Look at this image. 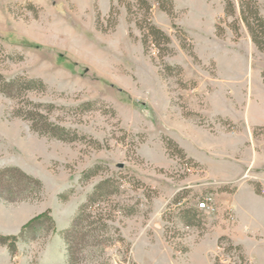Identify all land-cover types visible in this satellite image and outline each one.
Wrapping results in <instances>:
<instances>
[{
	"label": "rangeland",
	"instance_id": "1",
	"mask_svg": "<svg viewBox=\"0 0 264 264\" xmlns=\"http://www.w3.org/2000/svg\"><path fill=\"white\" fill-rule=\"evenodd\" d=\"M247 3L264 18V0H0V170L19 172L0 174V264H69L64 230L105 179L115 193L95 207L112 218L80 264H264V50ZM43 213L55 229L22 238Z\"/></svg>",
	"mask_w": 264,
	"mask_h": 264
},
{
	"label": "trees",
	"instance_id": "2",
	"mask_svg": "<svg viewBox=\"0 0 264 264\" xmlns=\"http://www.w3.org/2000/svg\"><path fill=\"white\" fill-rule=\"evenodd\" d=\"M247 9L243 10V14L247 21V25L251 31V35L253 41L257 44V46L264 50V18L260 16L259 10L257 7L252 5L251 3H247ZM150 34L157 39V41L168 36L163 33L160 29L150 26ZM14 81V80H13ZM12 81V82H13ZM15 82V81H14ZM35 80H29L28 83H5L7 86H16V88H22L23 86H27L28 88H32L36 86ZM3 91L5 89H2ZM42 122V121H38ZM42 128L40 127L41 133H44L43 128H50L52 133L51 135H55L58 138L66 139L67 129L63 126H59L48 122L47 120L44 123H41ZM36 129V128H35ZM18 168H8L4 170H0V174H3L7 171H17ZM18 172V171H17ZM19 173V172H18ZM23 178L28 181H35L30 175L22 173ZM0 179V197H3L2 194V186ZM115 186L109 179H105L99 182L93 191L89 193L86 201L80 206L77 215L73 218L71 225L64 230L63 237L67 245L68 250V263L69 264H80L82 260V252H89L92 254L93 252H97L99 246L105 241L103 232L108 231V223L107 220L112 218V213H104L103 209L96 208L95 204L100 203L102 201L108 200L109 196L115 193ZM95 209L99 212V217H97ZM108 212V211H106ZM105 216L106 221H101L100 217ZM195 213H187V216L184 217V221L186 224H192V221L189 218H195ZM93 217H97V220H92ZM96 219V218H95ZM49 222L51 232L55 229V223L53 218L48 214H40L30 220L24 227L21 232V237L24 238L27 235L31 234L33 231L40 232L44 229V224ZM8 237L0 236V244H7ZM98 247L96 249L95 247ZM16 245H10L12 252L16 250Z\"/></svg>",
	"mask_w": 264,
	"mask_h": 264
},
{
	"label": "built area",
	"instance_id": "3",
	"mask_svg": "<svg viewBox=\"0 0 264 264\" xmlns=\"http://www.w3.org/2000/svg\"><path fill=\"white\" fill-rule=\"evenodd\" d=\"M211 200H212V198H210V197L206 198L204 201L199 203V207L205 208V209H210L211 208V204H210Z\"/></svg>",
	"mask_w": 264,
	"mask_h": 264
}]
</instances>
